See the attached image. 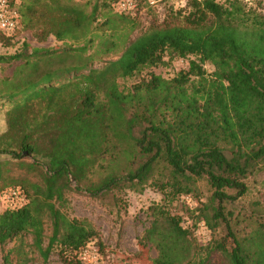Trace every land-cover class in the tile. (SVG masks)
Here are the masks:
<instances>
[{"label": "trees", "instance_id": "obj_1", "mask_svg": "<svg viewBox=\"0 0 264 264\" xmlns=\"http://www.w3.org/2000/svg\"><path fill=\"white\" fill-rule=\"evenodd\" d=\"M258 5L187 0L132 39L136 19L112 13L110 3L89 12L72 0H24L17 7L20 29L32 30L38 41L52 36L84 45L54 55L27 53L23 44L13 55H0V64L20 62L0 80V107L8 105L1 116L0 195L19 187L25 198L0 213L2 264H30L33 254L44 263L51 254L71 263L99 233L89 220L67 215V195L101 198L147 186L163 195L147 208L148 225L137 238L140 247L155 249L152 264H264V206L252 203L249 212L236 206L249 192V179L264 169V14ZM98 26L110 32L104 52L120 47L121 55L94 69L93 55L78 54L93 44ZM15 37L0 33V45L13 46ZM76 54L80 62L63 65ZM190 57L187 69L170 79L150 71ZM145 70L147 78L119 90L118 78ZM199 183L206 199L189 214L216 233L206 245L169 209L180 198L199 199Z\"/></svg>", "mask_w": 264, "mask_h": 264}, {"label": "rangeland", "instance_id": "obj_2", "mask_svg": "<svg viewBox=\"0 0 264 264\" xmlns=\"http://www.w3.org/2000/svg\"><path fill=\"white\" fill-rule=\"evenodd\" d=\"M15 7L21 5L24 0H9ZM75 3L85 6L86 11H91L93 6L101 5L102 3H110L112 13H116V2L110 0H72ZM223 3L225 0H215ZM249 4L259 6V10L264 14V0H245ZM187 0H158L154 6L146 5L141 2L135 12L131 16L136 19L138 24L136 31H134L130 38H134L141 31L145 30L151 23H161L168 15L170 10H178L186 6ZM138 12V13H137ZM117 14V13H116ZM102 19L99 17L97 23H101ZM32 30L21 29L16 34L13 41V46L3 48L0 55H13L23 49V44L28 45L27 53H31L32 49H42L54 55L63 54L65 51L69 53H77L76 49L81 48L84 44L80 43H61L56 41L52 36H49L44 41H38L34 37ZM120 33V32H119ZM110 32L105 31L98 26L95 31L94 42L91 46H87V50L83 52L82 57L93 55V59L89 62V66L94 69H99L108 61H113L121 55L120 47L109 53H105L106 41L110 38ZM120 35V34H119ZM120 44V39L113 38ZM190 57L185 60H175L166 66H161L156 69H151L156 75L164 79L172 78L179 70L187 69ZM57 62V59L54 60ZM80 62L78 56L70 57L63 65H74ZM73 63V64H72ZM20 62L12 64H0V80L12 76L16 67ZM55 66H60L57 64ZM205 71L210 74L213 68L209 64H205ZM149 70H145L133 77L118 78L117 85L120 91L127 92L131 87L147 78L146 75ZM8 109V105L0 107V132L3 130V122L1 116ZM31 161L30 159L27 160ZM21 177H24L27 172L22 169L18 171ZM33 179L31 175L28 176ZM5 182H0V187ZM249 192L243 200L238 202V208L245 209L249 212L252 208L251 204L259 202L264 206V169L259 171L254 177L248 181ZM19 190V187H17ZM201 195L199 199L194 197L180 198L178 202H174L169 206L172 213L183 217L182 226L189 228L192 237L200 245H206L212 240L216 233H211L202 221L197 220V213L189 214L190 211L204 203L206 199V187L203 183H199ZM12 190L10 187L2 189L0 195V213L8 208L19 206V202L15 199H9L8 193ZM20 191V190H19ZM21 195L22 193L19 192ZM163 195L160 191L152 187H144L140 192H133L131 190H122L119 192H111L105 194L101 198H90L85 195L77 193H69L67 195V206L65 211L70 218L87 219L89 220L99 233V238L90 241L86 247L78 254V257L68 264H152V259L157 255L155 249L151 247L142 248L138 245L137 238L141 235L143 229L148 225V218L146 210L149 206L156 203H161ZM185 205L189 211L181 209L180 205ZM86 253L85 258L83 253ZM33 261L30 264H65L59 260L56 254H51L47 262H43L37 254H33ZM0 264H2V254L0 252Z\"/></svg>", "mask_w": 264, "mask_h": 264}, {"label": "built area", "instance_id": "obj_3", "mask_svg": "<svg viewBox=\"0 0 264 264\" xmlns=\"http://www.w3.org/2000/svg\"><path fill=\"white\" fill-rule=\"evenodd\" d=\"M143 0H118L116 2L115 12L118 14L133 16L138 8V5ZM158 0H146L147 5L154 6ZM20 30V15L17 7L9 0H0V33L5 37H15ZM9 199H15L19 202V207L24 205L25 198L18 190H11L8 193ZM86 253H83L85 258Z\"/></svg>", "mask_w": 264, "mask_h": 264}, {"label": "crops", "instance_id": "obj_4", "mask_svg": "<svg viewBox=\"0 0 264 264\" xmlns=\"http://www.w3.org/2000/svg\"><path fill=\"white\" fill-rule=\"evenodd\" d=\"M0 51H2V47L0 46Z\"/></svg>", "mask_w": 264, "mask_h": 264}]
</instances>
